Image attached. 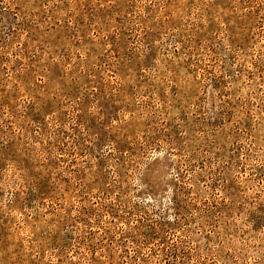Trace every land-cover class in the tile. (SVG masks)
<instances>
[{
	"label": "rangeland",
	"instance_id": "374dc122",
	"mask_svg": "<svg viewBox=\"0 0 264 264\" xmlns=\"http://www.w3.org/2000/svg\"><path fill=\"white\" fill-rule=\"evenodd\" d=\"M0 264H264V0H0Z\"/></svg>",
	"mask_w": 264,
	"mask_h": 264
}]
</instances>
